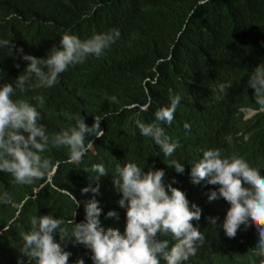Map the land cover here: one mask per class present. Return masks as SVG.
Instances as JSON below:
<instances>
[{
	"label": "trees",
	"instance_id": "16d2710c",
	"mask_svg": "<svg viewBox=\"0 0 264 264\" xmlns=\"http://www.w3.org/2000/svg\"><path fill=\"white\" fill-rule=\"evenodd\" d=\"M111 29H118L121 36L100 57L89 56L70 66L51 88L17 90L12 97L35 105L49 134L75 125L77 117L87 124L99 117L104 136H86L94 141L97 154L88 152L78 167L63 164L65 147L47 149L45 157L51 166L58 164V170L51 184L35 199L29 198L10 224L19 204L33 196V186L13 184L0 174V194L7 192L12 201H0V264H17L21 233L35 216L61 218L68 233L74 228L69 220L86 222L79 188L89 176L98 175L91 169L95 164L104 166L107 178L128 162L147 172L167 168V180L174 179L173 184L210 216H221L222 205L206 204L204 190L174 174L169 162L175 160L187 169L204 150L217 148L264 173V112L247 85L255 67L264 64V0H0V41L14 45L11 51L0 45V85L16 83L26 72L29 62L24 55L46 58L52 47L59 49L62 35L84 41ZM221 84L231 86L221 92ZM176 96L180 102L174 119L161 127L169 141L180 146L167 158L140 133L137 122H155L156 111L169 107ZM240 108L256 113L245 119ZM185 124L190 125L188 130ZM107 178L101 180L99 208L115 210L117 216L104 223L101 216L98 219L103 228H122L124 214ZM219 219L215 226H202L206 241L192 264H258L262 258L256 253L229 242ZM63 240L74 255H83L74 237ZM231 248L235 253L228 251Z\"/></svg>",
	"mask_w": 264,
	"mask_h": 264
},
{
	"label": "clouds",
	"instance_id": "9594fccd",
	"mask_svg": "<svg viewBox=\"0 0 264 264\" xmlns=\"http://www.w3.org/2000/svg\"><path fill=\"white\" fill-rule=\"evenodd\" d=\"M120 36L118 29H111L82 41L66 33L60 38L61 47H52L46 58L24 55L22 59L29 62L26 72L16 83L0 85V174L13 184L33 186V196L19 204L15 218L8 224L19 217L29 198L35 199L46 184H51L58 164L51 166L45 157L47 149L65 147L67 158L63 164L78 167L88 152L97 154L94 141L86 140V136H104L99 117L92 124L77 117L75 125L49 134L40 123L36 106L22 99L14 101L12 97L17 90L24 93L29 89L51 88L70 66L84 63L89 56L100 57ZM0 45L10 51L14 47L9 40L0 41ZM247 85L253 90L259 111L264 112V64L255 67ZM230 86L221 84L219 88L223 92ZM179 102L180 97L176 96L169 107L157 110L153 123L137 122L140 133L152 139L167 158L180 145L169 141L161 124L172 123ZM240 111L245 119L256 113L249 108ZM184 128L188 130L190 125L185 124ZM169 165L190 186L204 190L206 204L220 203L221 216L205 214L203 205L175 186L174 179L167 180V168L147 172L128 162L117 169L115 176L107 178L104 166L95 164L91 169L98 175L89 176L79 188L84 196L86 222L69 220L67 223L74 224V228L68 233L61 227L64 221L59 217L51 214L33 217L31 227L21 233L17 264H192L206 241L202 226L207 223L215 226L217 218L231 244L253 251L262 258L258 264H264V173L251 167L244 158L224 156L217 148L204 150L201 159L187 169L175 160ZM102 178L112 183L117 194V206L124 214L122 228L101 227L99 216L103 223L117 216L115 210L107 212L99 208ZM60 192L71 196L66 190ZM72 199L78 207L79 202ZM0 201L12 203L7 192L0 194ZM68 236L74 237L84 249L83 255H74L67 248L63 239ZM228 251L235 253L233 248Z\"/></svg>",
	"mask_w": 264,
	"mask_h": 264
}]
</instances>
